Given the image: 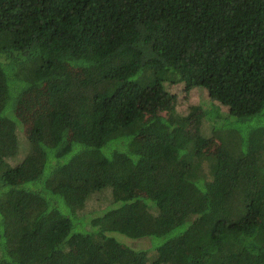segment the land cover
<instances>
[{"label":"trees","instance_id":"16d2710c","mask_svg":"<svg viewBox=\"0 0 264 264\" xmlns=\"http://www.w3.org/2000/svg\"><path fill=\"white\" fill-rule=\"evenodd\" d=\"M0 264H264V0H0Z\"/></svg>","mask_w":264,"mask_h":264},{"label":"rangeland","instance_id":"374dc122","mask_svg":"<svg viewBox=\"0 0 264 264\" xmlns=\"http://www.w3.org/2000/svg\"><path fill=\"white\" fill-rule=\"evenodd\" d=\"M168 88L170 92L175 93L177 95V102L175 104L177 111L185 115L190 113L192 106H195L196 104H199L201 102H205L207 104L210 101V98L208 97L207 92L203 89H193L191 92L187 93L183 90L182 84L172 85V86H169ZM173 109H174L173 102L170 103L165 98L161 97L160 100L154 101L152 105H150L148 108H146V110L143 111V116L145 118H149V117L157 116V115L168 116V114L171 113ZM18 124L20 127L19 139L22 145H24V147H22L21 150L19 151L16 162L22 160L25 157V155L28 153V148L26 151V141H27V135L30 130L28 127V123H26L23 119L20 120ZM234 125L238 126L236 123ZM209 126L210 124L208 121H203V123L201 124V128H199V130H203V132L205 131L209 132ZM188 129H193L195 131H198V126L196 128L188 127ZM149 137L150 135H148L147 132L140 135V138L143 141H147ZM27 144L29 145L28 141H27ZM221 151H222V148H221L220 142L217 139H213L212 144L210 145V148L208 149V154L209 155H215V154L219 155ZM108 203H109V200L107 199H98L97 201L95 199H92L88 203L87 210L97 209V208L107 205ZM126 241L134 245H140L141 247H150L149 241H146V242L141 241V240L132 241V242L131 240H126Z\"/></svg>","mask_w":264,"mask_h":264}]
</instances>
